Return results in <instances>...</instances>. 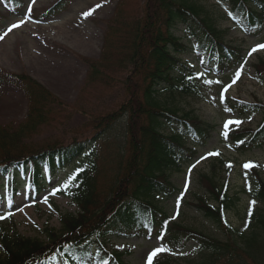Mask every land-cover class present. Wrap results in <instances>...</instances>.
Returning a JSON list of instances; mask_svg holds the SVG:
<instances>
[{
	"label": "rangeland",
	"instance_id": "obj_1",
	"mask_svg": "<svg viewBox=\"0 0 264 264\" xmlns=\"http://www.w3.org/2000/svg\"><path fill=\"white\" fill-rule=\"evenodd\" d=\"M19 1L22 4L18 5L15 13L11 2L8 5L7 0H0V37H3L0 39V132L7 133L13 140L9 147L13 148V143L18 144V140V147L22 143L36 145L42 142L68 141L71 131H88L92 120L86 115H92L90 112H93V118H97L100 115L97 112L106 113L111 109L116 111L129 100L130 95L126 91L128 83L142 88L143 82L131 74V66L119 63L120 57H124V51L118 47H113L106 54L110 64H103L106 68L105 75L108 74L113 79L108 86H105L107 81L98 78L100 71H90L84 59L99 60L107 29H112V33L116 35L118 27H122L123 18L135 19L138 5L142 6L145 0ZM192 1L205 8L209 23L217 29L223 41L241 49L244 62L235 70L226 73L230 80L225 87H231L226 92L225 87L219 91V77L203 72V59L195 52V40L187 36L184 26L178 25L174 29V35L190 49V52L178 54L177 57L190 63L199 74L204 75L198 79L199 88L196 94L185 96L162 86L158 90L157 99L166 110L176 112L181 117L203 121L215 126V129L207 145L198 149V156L191 164L184 166L182 171L169 172L168 180L174 183L179 193L171 198L155 197L153 201L184 228L225 240V235L217 226L204 218L194 206L199 198L215 206L202 183L203 177L209 176L216 184L228 186L231 196L239 195L238 203L225 215L233 228L247 230L248 225L253 222L252 215L263 210V205L251 199L244 191L250 189L253 183L250 171L258 172L264 180V148L239 152L229 135L233 131L256 130L264 118V81L257 73L258 67L264 69V48H257L258 45H264V30L256 36L244 32L233 21L229 4L222 0ZM88 12L91 15L85 16ZM21 20L24 21L22 24ZM13 24L20 26L8 31ZM112 41L117 42L115 39ZM253 48H257V51L253 52ZM103 65L95 66L103 68ZM237 71L240 73L238 79L235 78ZM89 72L97 77V82H92ZM22 79L34 81L50 93L44 109L49 112V122L38 124V121L32 120L31 93L25 83L20 81ZM205 80L219 83L208 84ZM144 90L145 88L142 89V95L135 93V104L143 96ZM230 99L261 104L263 108L242 116L232 114L225 105ZM138 117L143 116L132 112L130 119L133 120V125L134 119ZM228 120H239L241 123L231 124L225 129L224 124ZM125 132L120 122L115 132L107 134L98 144L100 149L97 160L100 172L96 180L97 197L101 205L119 194L116 192L111 195V191L115 189V180H119V190L126 195L122 198L124 201L130 194V182L124 172L120 175L121 178L116 174L119 170V158H122L121 149L130 147L131 137L129 134L126 137ZM163 134L168 137L173 132L163 129ZM186 143L193 147L190 141ZM246 164L250 166L245 167ZM70 171L68 169L54 179H50L45 173L46 188L38 192L28 189L29 174L21 173L20 190L11 202L7 189L8 176L0 179L1 259L5 258L1 244L7 237L18 235L49 244L52 231L57 236L66 235L63 218L80 213L78 205L68 195L75 183L74 179H70L73 178ZM122 199H116L112 205L117 207ZM105 246L110 253L120 257L123 264H148V256L157 248L162 251L152 258L151 264L165 259L171 260L172 264H190L192 261L204 259L203 252L193 243H187L183 250H177L158 237H149L146 234L132 239L109 235Z\"/></svg>",
	"mask_w": 264,
	"mask_h": 264
},
{
	"label": "trees",
	"instance_id": "obj_2",
	"mask_svg": "<svg viewBox=\"0 0 264 264\" xmlns=\"http://www.w3.org/2000/svg\"><path fill=\"white\" fill-rule=\"evenodd\" d=\"M222 1L229 4L233 21L244 32L256 36L264 30V0ZM7 2L8 5L11 2L15 13L18 5L22 4L19 0ZM205 12L203 6L192 0H145L142 6L138 5L135 19L123 18L122 27H118L116 35L112 29H107L101 58L97 61L84 59L89 70L100 71L98 78L107 81L105 86H108L113 79L105 75L103 64H110L106 54L113 47H118L124 51L119 63L130 65L131 74L143 83L142 88L128 83L126 91L130 99L118 110L97 112L100 114L97 118H93V112H90L92 115L84 113L92 120L87 132L71 131L68 141L36 145L22 143L19 147L18 140V144L13 143V148L9 147L12 146L9 143L13 142L11 137L0 132V179L8 176L12 198L21 186V173L29 171L28 187L40 190L45 188V173L54 179L71 169L75 183L68 195L80 209L78 215L63 218L66 235L57 236L52 231L49 244L18 235L7 237L1 244L5 258H0V264H58L62 259L69 264H123L120 257L106 248V238L113 235L132 239L143 234L158 237L177 250H183L187 243H193L203 252L204 259L190 264H264V180L258 172L250 171L253 183L244 193L261 203L263 210L252 215L253 222L245 231L233 228L225 218L226 212L240 200L239 195L231 196L228 186L216 184L209 176L202 179L215 206L199 198L194 207L217 226L225 235V240L184 228L153 201L155 197L171 198L179 193L174 183L168 180L169 172L182 171L184 166L191 164L198 156V149L207 145L215 129V126L203 121L181 117L176 112L166 110L157 99L162 86L185 96L196 94L199 88L198 79H189L196 77L199 71L177 57L178 54L190 52V49L174 35V29L178 25L184 26L187 36L195 40V52L203 59V72L219 77V91L230 80L226 73L244 62L241 49L223 41L217 29L209 23ZM95 65H103V68ZM257 73L264 81V69L258 67ZM89 78L94 83L98 81L92 72ZM20 81L31 93L32 120L38 121V124L49 122V112L44 109L50 93L34 81ZM143 88V98L139 97V102L135 104V93L142 95ZM225 105L230 113L240 116L263 108L261 104H250L239 99H230ZM132 112L143 116L134 119V125L130 119ZM120 122L126 137L129 134L131 139L130 147L121 149L122 158H119L116 174L121 178L124 172L130 182V194L124 201L122 198L126 195L119 190V180H115L111 195L119 194L101 205L96 180L100 172L98 144L107 134L115 132ZM163 129H170L173 134L164 136ZM229 138L235 144V149L242 153L264 148V118L256 130L233 131ZM186 141H190L194 148ZM71 165H74L73 168ZM118 198L122 200L114 207L112 204ZM157 264H172V261L165 259Z\"/></svg>",
	"mask_w": 264,
	"mask_h": 264
},
{
	"label": "snow or ice",
	"instance_id": "obj_3",
	"mask_svg": "<svg viewBox=\"0 0 264 264\" xmlns=\"http://www.w3.org/2000/svg\"><path fill=\"white\" fill-rule=\"evenodd\" d=\"M33 2H34V0H33ZM84 15H85V16L91 15V12L85 13ZM23 22H24V21L21 20V21H20V24H22ZM20 24H13V25L8 29V31H11L12 28L19 27ZM5 34H7V33H5ZM2 38H3V37H0V39H2ZM257 48H264V45H258ZM257 48H253L252 51H253V52L257 51ZM250 54H251V53H250ZM203 75H204L203 73H200V74H198L196 77H189V79H200L201 77H203ZM239 75H240V73H239V71H237L236 74H235V78L238 79V78H239ZM205 83L212 84V83H219V81H208V80H205ZM233 83H235V79L233 80ZM228 87H231V85H228L227 87L224 88V91H225V92L227 91ZM221 99L223 100V96H221ZM240 123H241V121H239V120H228V121L225 122V124H224V128L227 129V128L229 127V125H231V124L239 125ZM249 166H250V165H248V164L245 165V167H249ZM70 179H74V177H73V178H70ZM65 187H67V186H65ZM57 190L59 191L60 189H57ZM45 202H47L46 199H45ZM0 218H2V217H0ZM160 251H162V249L157 248L156 250H154V251L148 256V264H151V262H152V258H153L155 255H157L158 252H160Z\"/></svg>",
	"mask_w": 264,
	"mask_h": 264
}]
</instances>
